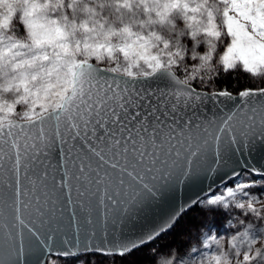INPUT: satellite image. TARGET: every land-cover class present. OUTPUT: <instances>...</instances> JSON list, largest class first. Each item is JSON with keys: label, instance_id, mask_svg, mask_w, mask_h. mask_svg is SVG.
I'll use <instances>...</instances> for the list:
<instances>
[{"label": "snow or ice", "instance_id": "snow-or-ice-1", "mask_svg": "<svg viewBox=\"0 0 264 264\" xmlns=\"http://www.w3.org/2000/svg\"><path fill=\"white\" fill-rule=\"evenodd\" d=\"M251 145L259 166L232 160ZM238 168L264 180V0H0V264H135L195 209L212 222L154 264H264Z\"/></svg>", "mask_w": 264, "mask_h": 264}, {"label": "rangeland", "instance_id": "rangeland-1", "mask_svg": "<svg viewBox=\"0 0 264 264\" xmlns=\"http://www.w3.org/2000/svg\"><path fill=\"white\" fill-rule=\"evenodd\" d=\"M209 87H213V90H217L215 86L209 85ZM252 180H255L257 183L253 188L249 190L250 194L255 195L259 199H264V194L260 192V188L264 187V180H261V178L247 173H243L238 179H236V181L239 182H248ZM229 185L235 187L233 181H231ZM221 189H223L222 191H224L225 187L218 189L214 193V195L221 194ZM237 199H247V197H243L241 194H238ZM201 222L211 223L212 218L204 217L199 209L190 210L186 215L182 217L179 226L175 228L174 231L168 233L163 239L155 242L154 248L145 249L144 252L138 254L135 264H154V260H156L158 257L157 249L165 246H180L181 244L187 242L190 238H194L197 235L196 226ZM219 231L223 233L225 232V229L220 228ZM222 240L226 241L227 236L222 237ZM260 243L264 244V240H261ZM102 259L103 258L98 257L95 261H93V264H99V261ZM47 264H60V260L56 259L55 257H50Z\"/></svg>", "mask_w": 264, "mask_h": 264}, {"label": "water", "instance_id": "water-1", "mask_svg": "<svg viewBox=\"0 0 264 264\" xmlns=\"http://www.w3.org/2000/svg\"><path fill=\"white\" fill-rule=\"evenodd\" d=\"M233 95L235 96L236 94L234 93ZM222 99L223 98H221V100ZM233 103H236V102L235 101L233 102L223 101V103H221L220 101L209 100L204 105H202V108L204 110V114L207 115L209 118H212L214 115H220L222 113L227 114L229 109H231ZM238 159L244 160V161H251L253 165L259 166L258 164V161L260 160L259 146L251 145L248 148L243 149L240 153H237L236 155L232 156V160H238ZM238 170L242 174L247 173L245 169L238 168ZM227 171H231V167H229ZM241 175L235 177V180L238 179ZM255 177H258V176H255ZM217 180H218V177H217ZM231 181H233V178L231 177L227 178L223 183L214 182L212 178L202 179V181L200 182V187L192 191L186 190L185 186L181 185L175 195L176 205L177 207H179L180 205L184 204L185 201L190 196H195L196 192H200L201 200L206 197H209L213 195L218 189L225 187V184L229 185ZM209 185H211L210 191H201V189H208ZM159 212L160 210L158 209L157 213H155L154 216H158ZM50 257H55V255L53 254V255L45 257V264H47Z\"/></svg>", "mask_w": 264, "mask_h": 264}, {"label": "trees", "instance_id": "trees-1", "mask_svg": "<svg viewBox=\"0 0 264 264\" xmlns=\"http://www.w3.org/2000/svg\"><path fill=\"white\" fill-rule=\"evenodd\" d=\"M248 85V81L242 77H221L215 88L219 90L220 88H224L226 90H231L233 93H237L238 90L243 89Z\"/></svg>", "mask_w": 264, "mask_h": 264}, {"label": "bare ground", "instance_id": "bare-ground-1", "mask_svg": "<svg viewBox=\"0 0 264 264\" xmlns=\"http://www.w3.org/2000/svg\"><path fill=\"white\" fill-rule=\"evenodd\" d=\"M223 189H221V191H222ZM223 192V191H222ZM218 195V194H217ZM211 196H214V194L213 195H211ZM207 198V197H206Z\"/></svg>", "mask_w": 264, "mask_h": 264}]
</instances>
